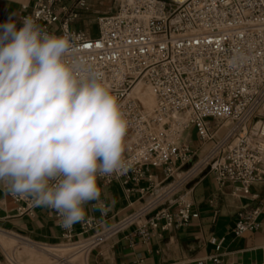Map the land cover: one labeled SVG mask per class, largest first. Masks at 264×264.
<instances>
[{
    "label": "built area",
    "instance_id": "1",
    "mask_svg": "<svg viewBox=\"0 0 264 264\" xmlns=\"http://www.w3.org/2000/svg\"><path fill=\"white\" fill-rule=\"evenodd\" d=\"M88 10L86 0H34L11 21L20 28L31 18L50 34L68 32L75 38L69 59L83 58L102 74L119 98L128 129L125 170L98 180L121 182L127 195L138 194L144 204L103 229L100 220L87 215L64 229L59 213L47 208L60 228L61 243L89 255L143 218L147 221L136 235L144 240L156 231L185 227L197 214L181 190L205 172L221 185L232 183L235 195L251 201L239 211L234 234L258 230L264 195L252 188L264 182V116L257 120L264 108V0H185L178 5L114 0V7L98 16L95 35L73 26ZM140 81L155 98L151 109L132 94ZM191 129L201 149L183 142ZM153 169L162 170V180ZM10 195L17 215L34 216L40 207L30 198Z\"/></svg>",
    "mask_w": 264,
    "mask_h": 264
},
{
    "label": "clouds",
    "instance_id": "2",
    "mask_svg": "<svg viewBox=\"0 0 264 264\" xmlns=\"http://www.w3.org/2000/svg\"><path fill=\"white\" fill-rule=\"evenodd\" d=\"M74 36L0 23V185L71 230L100 202L98 177L125 170L128 121L98 71L69 59Z\"/></svg>",
    "mask_w": 264,
    "mask_h": 264
},
{
    "label": "crops",
    "instance_id": "3",
    "mask_svg": "<svg viewBox=\"0 0 264 264\" xmlns=\"http://www.w3.org/2000/svg\"><path fill=\"white\" fill-rule=\"evenodd\" d=\"M33 1L0 0V23L19 15L21 6ZM86 1L89 10L83 11L82 16H93L96 13L100 16L109 11L104 10L108 3H114V0ZM171 3L179 2L171 0ZM79 28L83 29L81 26ZM193 133L194 129L185 133L183 141L194 149H201V142L198 137H193ZM152 172L158 181L163 179L162 170L153 169ZM98 184L102 188L100 202L106 205L105 213L95 201L85 205V209L87 216L101 221L99 229L115 224L144 204L137 199L138 194L127 195L119 181L104 184L98 180ZM252 191L263 196L264 182L255 185ZM234 192L235 186L232 183L221 185L211 173L205 172L181 190V195L192 201L197 214L189 225L180 229L156 231L144 240L136 235V230L147 221L143 218L95 248L83 263L199 264V260L207 258L203 264H264V215L258 230L236 236L233 229L238 213L251 201L238 197ZM15 207L10 192L0 185V264H13L3 250L9 247L13 252L19 249L22 253L41 251L44 258L51 257V254L52 264L62 246L58 245L61 243V231L54 216L46 207L41 206L36 209L34 216H20ZM209 257H219L222 262L215 263ZM13 260L23 264L15 254Z\"/></svg>",
    "mask_w": 264,
    "mask_h": 264
},
{
    "label": "rangeland",
    "instance_id": "4",
    "mask_svg": "<svg viewBox=\"0 0 264 264\" xmlns=\"http://www.w3.org/2000/svg\"><path fill=\"white\" fill-rule=\"evenodd\" d=\"M164 1H166L167 3H171V0H164ZM113 6H114V3L112 1V2L108 3V5L105 6L106 8H104V10H106V11L110 10V8ZM97 18H98L97 13L93 14V16H82V14H81L79 16V18L74 21L73 26L77 27V28H79L81 26L83 28V30L87 31L88 34L95 35L97 33ZM261 113H262V115H260L259 119H257V120H259V122L262 120V117L264 116V108L261 111ZM193 137H198L196 132L193 133ZM183 139H184V137H183ZM211 145H212L211 142L207 143L204 146V151H206V149H208ZM199 155L202 156L203 153H201ZM62 244H64V243H61L58 245H62ZM3 250L5 251V253L7 254V256L9 257V259L11 260V262L13 264H17L13 260V254H15L16 257L19 259L20 263H23V264H50V262L53 260V259H51L53 257V255H51V254L49 255V256H51V257H49L50 259L48 257L44 258L45 255L42 254L41 251H36L34 253H22V252H20L21 249H19V250H17V252L14 251L15 252L14 253L12 250H10V247L4 248ZM57 253L63 258L72 259L74 257V255L72 256L73 251L72 252L60 251ZM74 264H84V263L81 260H76V261H74Z\"/></svg>",
    "mask_w": 264,
    "mask_h": 264
},
{
    "label": "bare ground",
    "instance_id": "5",
    "mask_svg": "<svg viewBox=\"0 0 264 264\" xmlns=\"http://www.w3.org/2000/svg\"><path fill=\"white\" fill-rule=\"evenodd\" d=\"M175 1L179 2L175 4V5H178L185 0H175ZM132 94L140 97L143 103L145 104V106L149 109H151L155 104V98L152 94L151 88L145 83H143L142 81H140L134 87ZM58 251L59 252L60 251L72 252L73 251L72 256L74 255V257L72 259H69V258H63L60 255H57L55 258V261L52 264H74V261L81 260L82 262H84V260L88 257V253L76 250V247L73 245L63 244L61 248H59Z\"/></svg>",
    "mask_w": 264,
    "mask_h": 264
},
{
    "label": "water",
    "instance_id": "6",
    "mask_svg": "<svg viewBox=\"0 0 264 264\" xmlns=\"http://www.w3.org/2000/svg\"><path fill=\"white\" fill-rule=\"evenodd\" d=\"M188 166H189V165H188ZM188 166H187V167H188ZM187 167H186V168H187Z\"/></svg>",
    "mask_w": 264,
    "mask_h": 264
}]
</instances>
